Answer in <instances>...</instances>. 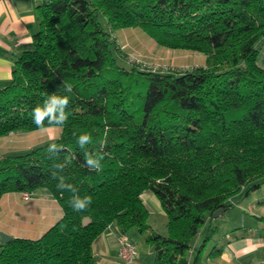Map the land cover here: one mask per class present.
I'll return each mask as SVG.
<instances>
[{
    "label": "trees",
    "instance_id": "1",
    "mask_svg": "<svg viewBox=\"0 0 264 264\" xmlns=\"http://www.w3.org/2000/svg\"><path fill=\"white\" fill-rule=\"evenodd\" d=\"M37 8L31 45L0 82V137L61 131L0 159V197L43 188L62 215L37 238L0 242V264H97L91 244L113 222L122 233L136 229L156 264H202L214 227L187 256L213 212L264 183V64L255 47L264 0H47ZM135 27L159 46L204 54L205 63L161 69L128 58L114 32ZM52 95L68 97L67 121L37 126L34 109ZM83 134L92 139L81 148ZM85 151L103 157L101 171L86 166ZM54 171L91 197L86 210H73L74 193L57 188ZM144 190L158 199L166 234L147 223Z\"/></svg>",
    "mask_w": 264,
    "mask_h": 264
},
{
    "label": "crops",
    "instance_id": "2",
    "mask_svg": "<svg viewBox=\"0 0 264 264\" xmlns=\"http://www.w3.org/2000/svg\"><path fill=\"white\" fill-rule=\"evenodd\" d=\"M45 1L47 0H0V77H4L0 82L10 79L15 59L30 47L31 36L38 28L37 5ZM44 128L55 139L61 131V128ZM22 132L27 131L10 132L0 137V157L31 149L30 146L22 148L24 141L18 139ZM16 134L18 136L15 139ZM258 190H261L258 195L242 199L236 207L211 216L204 224L195 238L205 236L207 225L214 227L215 231L202 251V264H260L264 260V189L260 186ZM144 196L160 206L155 195L145 190L141 193V199L148 212ZM160 211L165 216L162 208ZM61 215V206L43 188L30 192L27 199L22 197V192L17 191L6 192L0 197V230L12 237L37 238ZM125 234L127 233H122L113 222L97 235L91 244L95 262L126 264L118 257V241ZM139 236L142 237L141 234ZM144 245L143 253H136L129 264H156L148 245ZM212 247L219 251L208 255ZM195 250L196 246L193 244L188 252V261L192 260Z\"/></svg>",
    "mask_w": 264,
    "mask_h": 264
},
{
    "label": "rangeland",
    "instance_id": "3",
    "mask_svg": "<svg viewBox=\"0 0 264 264\" xmlns=\"http://www.w3.org/2000/svg\"><path fill=\"white\" fill-rule=\"evenodd\" d=\"M104 27L108 30L107 26ZM114 33L117 35L118 41L121 43V45L125 44L124 46L127 47L125 52L129 54L127 55L128 58L138 57L149 66H155L161 69H178L185 67H193L196 65H203L205 63L204 54L193 50L172 49L159 46L144 31L137 27L119 29ZM255 47L258 50L259 62L261 64H264V37H262L255 44ZM47 127L60 129V126L57 125ZM19 135L21 136L18 137V139L22 140V142L24 141V145H22V148H24V146H30L32 148L55 140V137L53 138L49 134L48 130L45 128L22 132ZM17 136L18 134H16L14 138L16 139ZM261 189H264V183L261 184ZM257 190L251 192L247 197L242 196L241 198L244 199L258 195L261 190ZM144 197L147 200L146 204L148 205L150 212V215H148L147 223L151 228L155 229L157 232L161 234H166V219L165 216L163 214L161 215L160 213V206H158L154 200H151L147 196ZM241 198H238L237 200H242ZM240 200L239 202H235L231 208H234L237 204H240ZM125 237L135 244L136 253H143L142 247L145 246V242L143 241L142 237L139 236V233L136 229H132L130 232L128 231V233L125 234ZM202 238L203 235H199L197 236V238H194L193 244L196 246V248H198Z\"/></svg>",
    "mask_w": 264,
    "mask_h": 264
},
{
    "label": "clouds",
    "instance_id": "4",
    "mask_svg": "<svg viewBox=\"0 0 264 264\" xmlns=\"http://www.w3.org/2000/svg\"><path fill=\"white\" fill-rule=\"evenodd\" d=\"M4 77H0L2 79ZM66 91L71 92V86H66ZM69 104V99L67 96H50L45 102L43 107H36L34 109L33 115V122L37 126H43V122L45 119L49 121L50 124H64L67 121V113L65 109ZM91 136L89 134H83L78 138V143L81 148L88 143H91ZM60 150V146L56 143H50L48 147V151L55 154ZM85 159H86V166L90 170L101 171L102 165L101 160L103 159L102 156L98 154H93L88 151H85ZM56 169L62 170L64 168L63 164H56L54 166ZM53 179H58L57 188L58 189H67L71 190L74 195L72 199L69 201L70 206L73 208L74 211H84L87 207L91 204L92 199L90 196H86L81 198L79 195H76V189L71 184L65 183V178L63 176H58L57 172H53Z\"/></svg>",
    "mask_w": 264,
    "mask_h": 264
},
{
    "label": "built area",
    "instance_id": "5",
    "mask_svg": "<svg viewBox=\"0 0 264 264\" xmlns=\"http://www.w3.org/2000/svg\"><path fill=\"white\" fill-rule=\"evenodd\" d=\"M30 192H22V197L27 199L29 198ZM119 248H118V257L119 259L126 264L132 263L133 258L136 255L135 244L127 239L125 235H122L119 238ZM260 264H264V260Z\"/></svg>",
    "mask_w": 264,
    "mask_h": 264
},
{
    "label": "water",
    "instance_id": "6",
    "mask_svg": "<svg viewBox=\"0 0 264 264\" xmlns=\"http://www.w3.org/2000/svg\"><path fill=\"white\" fill-rule=\"evenodd\" d=\"M1 158H2V156L0 157V159ZM221 211H222L221 209H218V210L214 211L212 216H217V214L219 212H221ZM88 221H89V218L87 216H85L82 219V224L85 225L86 223H88ZM11 239H12V236L10 234L0 230V242L5 243V242H8Z\"/></svg>",
    "mask_w": 264,
    "mask_h": 264
}]
</instances>
